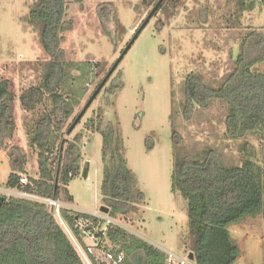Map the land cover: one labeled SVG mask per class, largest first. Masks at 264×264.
Segmentation results:
<instances>
[{
	"label": "rangeland",
	"instance_id": "1",
	"mask_svg": "<svg viewBox=\"0 0 264 264\" xmlns=\"http://www.w3.org/2000/svg\"><path fill=\"white\" fill-rule=\"evenodd\" d=\"M38 1L0 0V79L12 82L17 97L15 132L6 149L0 146V193L32 199V195L5 184L10 173L7 150L15 144L27 158L23 179L27 175L38 177L37 151L30 145L27 131L46 109L48 97L33 112L23 110L18 100L20 92L37 85L41 76L39 33L29 16ZM237 3L166 1L155 13L154 6L144 0H66L65 21L71 27L62 33V48L78 67L92 64L84 76L77 68L71 71L73 78H78L71 79L70 86L83 95L67 124L74 122L110 68L121 59L79 121L69 130L72 122L64 134L68 140L82 134L79 145L83 159L80 173L68 185L73 203L59 202L84 213L99 212L100 206H105L100 194L101 136L95 127L103 129L112 123L122 137L124 158L135 176L136 190L144 194L136 213L117 216L113 223L164 250L168 264H193L184 242L186 204L171 188L173 131L179 133L180 144L189 153L212 147L233 163L242 155L241 142L224 135L223 103L213 101L207 108L196 109L189 121L182 113L189 73L200 74L205 83L218 87L234 66L242 38L253 30L264 33V9L256 3L252 10L239 11ZM102 7L113 8L115 18L111 12L105 16ZM256 69L264 72V62ZM249 142L264 166V137L255 136ZM84 166L86 177L82 176ZM229 231L240 251L234 264H264V217H247L229 226ZM97 249L105 261L102 247Z\"/></svg>",
	"mask_w": 264,
	"mask_h": 264
},
{
	"label": "trees",
	"instance_id": "2",
	"mask_svg": "<svg viewBox=\"0 0 264 264\" xmlns=\"http://www.w3.org/2000/svg\"><path fill=\"white\" fill-rule=\"evenodd\" d=\"M144 1L157 4L156 13L166 1L176 4L177 0ZM237 1L239 11L252 10L256 3L264 9V0ZM66 9V0H39L29 15L39 33L41 76L37 85L20 92L18 100L28 112L42 105L45 96L48 105L27 131L29 143L37 151L38 177L27 175L24 180L26 155L17 144L7 150L10 173L6 187L34 198L0 193V264H112L88 252V245L93 246L90 233L98 238L97 246H93L96 252L102 247L101 251L109 252L115 261L121 255L115 264H168L164 250L121 226L110 223L103 230L105 220L99 222L90 213L62 205L58 216L55 208L45 202L55 199L67 205L73 203L68 185L80 173L83 159L79 145L82 134L76 133L71 140L64 134L83 95L70 86L71 79L78 78H73L71 71L77 68L84 76L92 64L78 67L62 48V33L71 27L65 21ZM101 10L105 16L111 12L115 18L113 8ZM263 62L264 33L253 30L242 38L234 66L218 87L205 83L200 74L189 73L185 78L184 118L189 121L196 109L207 108L213 101L223 103L224 135L241 142L242 154L233 163L212 147L189 153L182 148L179 133L173 131L171 188L186 204L184 242L193 264H234L240 251L231 239L229 226L247 217H264V166L249 142L255 136L264 137V72L256 69ZM16 98L12 82L0 79V146L4 149L16 129ZM95 130L101 136L100 194L108 208L104 214L111 219L134 214L144 194L136 190L119 129L109 123ZM79 219L89 220L88 225L80 229L76 226ZM109 243L112 247L107 246Z\"/></svg>",
	"mask_w": 264,
	"mask_h": 264
},
{
	"label": "built area",
	"instance_id": "3",
	"mask_svg": "<svg viewBox=\"0 0 264 264\" xmlns=\"http://www.w3.org/2000/svg\"><path fill=\"white\" fill-rule=\"evenodd\" d=\"M45 202L48 205H50L51 207H54L55 208V213L59 216V208L61 206L60 202L58 200H55V199H46ZM93 215L98 218L99 222H101L100 220H102V221L105 220V225L103 227V230H105V228L107 227L108 224L114 222L111 218L105 217L103 214H101L100 216H99V214H93ZM88 221L89 220H87V219H79V220H77V225L76 226H78L80 229H83V228H85V226L88 225ZM83 233H85V235H88L86 231H83ZM88 236L91 239V241L93 243V246H97L98 238L93 233H90ZM93 246L88 245V252L91 253L94 256L95 259H98V260L101 259L99 257V255H98V253L96 252L97 250L94 249ZM104 253H105V261L107 259L106 262H108V263L110 261L111 263L113 262L115 264L117 261H119L121 259V255H120L118 257L117 261H115L113 259L112 255L109 252H104L103 251V255H104ZM101 261L104 262V258H103V260L101 259Z\"/></svg>",
	"mask_w": 264,
	"mask_h": 264
},
{
	"label": "water",
	"instance_id": "4",
	"mask_svg": "<svg viewBox=\"0 0 264 264\" xmlns=\"http://www.w3.org/2000/svg\"><path fill=\"white\" fill-rule=\"evenodd\" d=\"M157 7V4L154 6L153 10H155V8ZM126 52V50L123 51V54ZM122 54V55H123ZM121 58H119L114 65L110 68L109 72L106 74V76L103 78V80L100 82V84L98 85V87L95 89V91L92 93L91 97L89 98V100L86 102L84 108L82 109V111L79 113V115L77 116V118L74 120L73 124L71 125L70 129L71 130L75 124L77 123L78 119L82 116V114L84 113V111L86 110V108L89 106V104L91 103V101L95 98V96L98 94V92L100 91V89L102 88V86L104 85V83L106 82V79L108 78V76H110V74L113 72L114 68L116 67L117 63L119 62ZM82 176L86 177L87 176V169L84 166L82 168ZM99 210L103 213H106L108 211V208L106 206H100ZM189 258L192 259V254H189Z\"/></svg>",
	"mask_w": 264,
	"mask_h": 264
},
{
	"label": "clouds",
	"instance_id": "5",
	"mask_svg": "<svg viewBox=\"0 0 264 264\" xmlns=\"http://www.w3.org/2000/svg\"><path fill=\"white\" fill-rule=\"evenodd\" d=\"M34 197V196H33ZM88 213H90V212H88ZM97 213H99V214H103L104 215V213L103 212H101L100 210H99V212L98 211H96V212H92V213H90V214H97ZM105 216V215H104ZM105 217H107V216H105ZM112 220H115V219H112Z\"/></svg>",
	"mask_w": 264,
	"mask_h": 264
}]
</instances>
